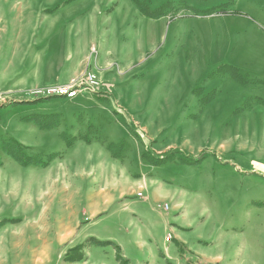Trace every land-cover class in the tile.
Returning a JSON list of instances; mask_svg holds the SVG:
<instances>
[{
    "label": "rangeland",
    "instance_id": "obj_1",
    "mask_svg": "<svg viewBox=\"0 0 264 264\" xmlns=\"http://www.w3.org/2000/svg\"><path fill=\"white\" fill-rule=\"evenodd\" d=\"M254 47L264 0H0V264H264Z\"/></svg>",
    "mask_w": 264,
    "mask_h": 264
},
{
    "label": "built area",
    "instance_id": "obj_2",
    "mask_svg": "<svg viewBox=\"0 0 264 264\" xmlns=\"http://www.w3.org/2000/svg\"><path fill=\"white\" fill-rule=\"evenodd\" d=\"M99 87V81L95 73L85 72L83 77L75 84L71 85H48L35 90L34 94L38 97H65L72 99L80 94L83 90L95 91ZM168 208V206H165ZM171 236L168 235L167 239Z\"/></svg>",
    "mask_w": 264,
    "mask_h": 264
},
{
    "label": "crops",
    "instance_id": "obj_3",
    "mask_svg": "<svg viewBox=\"0 0 264 264\" xmlns=\"http://www.w3.org/2000/svg\"><path fill=\"white\" fill-rule=\"evenodd\" d=\"M260 47H254L252 50V59L256 61H259L256 65L253 66L251 69L252 78L259 81L260 84L253 85V95L256 97H260L262 101H264V95H262V91L260 88H264V50L263 52L258 51ZM262 62V67L260 66V63ZM248 69V68H247ZM261 92V93H258ZM264 94V93H263Z\"/></svg>",
    "mask_w": 264,
    "mask_h": 264
},
{
    "label": "trees",
    "instance_id": "obj_4",
    "mask_svg": "<svg viewBox=\"0 0 264 264\" xmlns=\"http://www.w3.org/2000/svg\"><path fill=\"white\" fill-rule=\"evenodd\" d=\"M234 79H236V81H238L239 83H242V84H246V83L249 82L248 79H243L242 80L241 78H238L237 76Z\"/></svg>",
    "mask_w": 264,
    "mask_h": 264
}]
</instances>
